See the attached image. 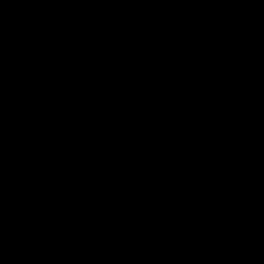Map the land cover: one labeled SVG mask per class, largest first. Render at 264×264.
<instances>
[{"label": "crops", "instance_id": "0c3cea01", "mask_svg": "<svg viewBox=\"0 0 264 264\" xmlns=\"http://www.w3.org/2000/svg\"><path fill=\"white\" fill-rule=\"evenodd\" d=\"M19 2L18 7L8 12L7 23L14 27L16 46L32 47L33 54L44 55L53 72L68 73L74 81L79 78L86 81L74 88L73 110L89 109L93 86L101 82L116 87L107 107L117 125L153 113L145 109L146 85L138 80L137 66L114 65L112 57L102 54L103 37L101 46L96 48L100 53H95L94 59L89 53L96 36L92 17H102L98 22L100 34L102 19L110 11L122 6L142 9L146 2ZM68 3H75L72 15L59 14ZM139 4L143 7H133ZM260 9L264 15V3ZM83 22L88 23L93 36L85 44L76 36H67L75 25ZM245 33L242 55L226 74L218 107L203 109L197 121L190 122L181 114L169 121L147 125L134 142L122 141L116 148L108 145L85 148L53 192L39 201L30 197L26 180H17L23 207L34 208L43 216L35 221L37 226L31 229V235H24L26 240L23 237L26 264H76L75 257L83 253L84 242L88 240L103 245L112 261L129 248L137 254L140 264H160V255L168 256L169 264H198L204 254L201 223L206 209L197 205L195 199L205 193V185L195 181L175 186L163 180L160 167L164 156L177 145L213 138L224 143L232 137L240 112L250 106L256 91L264 86V67L253 62V56L264 55V21L246 27ZM107 59L109 62L105 64ZM190 82L178 89L180 108L190 107L198 98V82L192 85ZM51 104L54 102L36 107L29 86L0 75V142L17 150L22 165L36 163L41 157L39 145L55 135L54 118L61 110L47 107ZM23 143L36 148L28 149ZM119 157L129 158L131 165L115 171ZM20 180L24 182L22 186ZM75 185L82 187V196L71 201L66 194ZM147 224L157 226L152 235L161 247L160 253L150 241ZM86 264L97 261L93 259Z\"/></svg>", "mask_w": 264, "mask_h": 264}, {"label": "trees", "instance_id": "16d2710c", "mask_svg": "<svg viewBox=\"0 0 264 264\" xmlns=\"http://www.w3.org/2000/svg\"><path fill=\"white\" fill-rule=\"evenodd\" d=\"M255 1L178 0L148 2L142 9L122 6L102 19V54L112 57L114 65L139 68L148 113L176 111L178 89L191 80L198 82V98L220 93L229 68L242 55L246 27L264 21ZM0 3V75L29 86L36 107L53 102L61 106L54 118L55 135L39 145L41 157L26 180L30 197L39 201L53 192L82 151L92 146L102 132V120L91 106L72 109L78 85L68 73L53 72L46 57L33 54L32 47H12L4 29L8 12L20 2ZM22 167L17 150L0 142V215L23 205L17 187ZM160 174L175 186L195 181L205 185V193L195 199L210 210L208 241L198 264H253L254 257L264 263V86L240 112L231 138L224 143L213 138L175 146L164 156ZM246 225L252 231L248 239ZM3 243L7 254L0 257V264L26 263L18 231L4 236ZM93 259L97 264H140L129 248L112 261L103 245L85 241L75 262Z\"/></svg>", "mask_w": 264, "mask_h": 264}, {"label": "built area", "instance_id": "2783aa9c", "mask_svg": "<svg viewBox=\"0 0 264 264\" xmlns=\"http://www.w3.org/2000/svg\"><path fill=\"white\" fill-rule=\"evenodd\" d=\"M73 4L68 3L64 11H60L59 14H69L72 15ZM28 21H31L29 19ZM4 32L8 33V36L11 41L12 47H16V38L14 34V27L10 24H6ZM68 38L76 36L82 44H85L87 41L92 40V35L89 32V25L86 22L81 23L80 25H75L74 29L67 34ZM62 49L65 48L63 45ZM85 55V52H84ZM109 62V59L106 60V63ZM253 62L255 65L264 67V56H253ZM82 79L76 80V83L81 82ZM116 93V87L113 84H97L93 86V95L91 98V107L96 114L102 120V136L94 141L92 146L94 148H99L103 145H108L110 147L116 148L117 145L122 141L134 142L143 132L144 128L153 123L159 121H168L173 119L175 116L184 114L187 116L190 122H195L200 118V113L197 112L198 108H208L215 109L218 107L221 100L220 96L214 97H199L197 101L187 109H178L176 111L171 110H158L155 111L137 121L117 125L112 116L109 115V112L105 108V104L108 100ZM23 146L28 149L36 148L35 145L31 143H23ZM131 165V161L124 157H119L117 163L114 167L115 171H122L127 169ZM34 164L23 165L19 170L18 178L21 180H27L28 175L32 172ZM67 198L69 200H77L82 196V187L76 185L71 191L67 192ZM157 229V226L154 224L146 225V232L150 237V241L156 252L160 253L161 248L158 246L152 233ZM245 229H248V226H245ZM7 254L5 251L0 254V257H3ZM160 264H169L170 259L168 256H158Z\"/></svg>", "mask_w": 264, "mask_h": 264}, {"label": "rangeland", "instance_id": "374dc122", "mask_svg": "<svg viewBox=\"0 0 264 264\" xmlns=\"http://www.w3.org/2000/svg\"><path fill=\"white\" fill-rule=\"evenodd\" d=\"M147 3L148 2H146V5H147ZM75 7H76L75 3H73V8H75ZM133 7L134 8H141V7H143V5L139 4V5H136V6H133ZM100 18H102V17H99V16L92 17V19H94V23H95V27H93V30L96 31L95 32L96 36H95V40L93 41L94 43H91V46H93V47H91L92 51L91 52L89 51L90 56L92 57L91 59H94V54L97 53V49L99 48V46H101L100 41H101L102 36L100 34H98V30L100 28V25H99L98 22L100 21ZM89 29H90V27H89ZM241 49H242V47H241ZM99 53H97V54H99ZM92 62H93V64H95V61H92ZM96 63H97V61H96ZM105 64H106V61H105ZM101 65L104 66V63H102ZM98 68H99V66H98ZM93 71H94V69H93ZM132 75H133V72L131 73V76ZM132 78H133V76H132ZM103 82L106 83L105 81H103ZM130 82H133V79H131ZM96 83L100 84L101 82H96ZM192 83L193 84L196 83V80H191L190 84L192 85ZM218 96H220L221 99H222V95L220 93L218 94ZM57 103L58 102H54V104H51L50 106H47V107H50L51 109H55V107H57L58 110L59 109L61 110L60 105H57ZM107 105H108V103L105 104L106 110H108ZM203 109H206V108H198L197 109V112L201 114L200 117H202L201 111ZM58 112H60V111H58ZM127 159H129V158H127ZM23 183L24 182H22L21 180L19 181V184L21 186L23 185ZM71 201H73V200H71ZM23 205H22V207L19 208L20 210L18 209V211L16 213H12V214L11 213H6V214H2L0 216V250H1L0 254H3L4 250H5V249H3L4 248V243H3V237L4 236L12 234L14 231H18L19 234L20 233L22 234V235H20L21 240L24 241V239H25L24 235L29 237L31 235V233H30V231H32L31 229H35L36 228L37 225H36L35 221H38V220H40L43 217L41 212L37 213L36 209H34V208L30 209L27 206L23 207ZM246 226H248V225H246ZM23 237H24V239H23ZM245 238L248 239L246 233H245ZM23 241H22V243H23ZM160 252H161V250H160ZM254 258L255 259L253 260V264H264L257 257H254Z\"/></svg>", "mask_w": 264, "mask_h": 264}, {"label": "snow or ice", "instance_id": "6c2138e0", "mask_svg": "<svg viewBox=\"0 0 264 264\" xmlns=\"http://www.w3.org/2000/svg\"><path fill=\"white\" fill-rule=\"evenodd\" d=\"M39 2H58V0H39ZM76 2H103V3H129V2H178V0H76ZM191 2V0H183ZM2 3H0V16H2Z\"/></svg>", "mask_w": 264, "mask_h": 264}, {"label": "water", "instance_id": "95a60500", "mask_svg": "<svg viewBox=\"0 0 264 264\" xmlns=\"http://www.w3.org/2000/svg\"><path fill=\"white\" fill-rule=\"evenodd\" d=\"M209 216H210V210H206L203 217H202V223H201V230H202L204 243H207V241H208L207 227H208ZM247 236L249 238L252 237V231L250 228L247 229Z\"/></svg>", "mask_w": 264, "mask_h": 264}, {"label": "bare ground", "instance_id": "6f19581e", "mask_svg": "<svg viewBox=\"0 0 264 264\" xmlns=\"http://www.w3.org/2000/svg\"><path fill=\"white\" fill-rule=\"evenodd\" d=\"M263 3H264V0H256V1H255V7H256V9H257V10H260V8H261V6H262ZM92 39H93V37H92ZM87 42H88V41H87ZM262 56H264V55H262ZM79 79H82V81H81L82 83L84 82V79H83V78H79ZM79 79H76V80H79ZM76 80H75V81H76ZM75 81H74V83L77 84V85H79V83H81V82L76 83ZM92 95H93V93H92ZM114 95H115V94H114ZM108 101H109V100H108ZM196 101H197V100H196ZM196 101H195V102H196ZM107 103H108V102H107ZM188 108H189V107H188ZM180 109H184V108H180ZM186 109H187V108H186ZM107 111H108V110H107ZM108 112H109V111H108ZM110 115H111V114H110V112H109V115H108V116L110 117ZM111 116H112V115H111ZM144 117H145V116H144ZM112 118H113V117H112ZM159 122H162V121H159ZM157 123H158V122H157ZM101 136H102V132H101ZM101 136H100V137H101ZM100 137H99V138H100ZM97 139H98V138H97ZM97 139H96V140H97ZM40 151H41V150H40ZM75 186H76V185H75ZM75 186H74V187H75ZM74 187H73V188H74ZM246 230H247V229H246ZM5 251H6V250H4V252H5ZM2 255H3V254H2ZM5 256H6V255H5Z\"/></svg>", "mask_w": 264, "mask_h": 264}]
</instances>
